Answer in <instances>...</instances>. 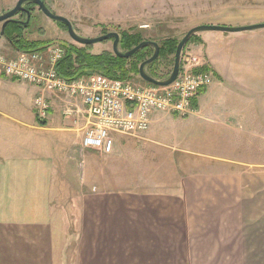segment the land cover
I'll return each instance as SVG.
<instances>
[{
	"label": "crops",
	"instance_id": "0c3cea01",
	"mask_svg": "<svg viewBox=\"0 0 264 264\" xmlns=\"http://www.w3.org/2000/svg\"><path fill=\"white\" fill-rule=\"evenodd\" d=\"M220 67L211 68L213 82L190 118L192 126L203 123V154L213 153L208 146L223 154L226 145L240 157L256 146L264 151L254 108L264 97V69L255 77L241 62ZM36 92L0 72V264H64L70 256L72 264H264V157L222 159L239 171L187 174L178 191L96 185L92 166L69 194L62 177L78 179L76 151L89 125L84 103L46 93L50 113L41 123L25 113ZM69 105L77 108L72 116L64 114Z\"/></svg>",
	"mask_w": 264,
	"mask_h": 264
},
{
	"label": "rangeland",
	"instance_id": "374dc122",
	"mask_svg": "<svg viewBox=\"0 0 264 264\" xmlns=\"http://www.w3.org/2000/svg\"><path fill=\"white\" fill-rule=\"evenodd\" d=\"M259 23H264V0H0V54L12 58L24 52H39L48 61L54 48L61 45L63 57L67 46L83 47L94 55L109 53L118 56L114 49L115 36L101 39L107 34L115 33L119 35L117 51L121 54H127L140 44L148 43L131 57L125 58L134 57L142 49L140 55L147 50L151 51L150 57L138 62L137 70L132 66L137 58L129 60L126 65L127 71H130L127 79L150 83L142 78L141 65L153 57L156 51L159 50L160 55V49L165 41L174 38L178 44L173 55L167 60H161L158 55L144 67L145 75L163 82L168 81L174 73L177 50L189 35L181 47L182 56L192 54L204 57V62L207 63L205 68L207 70L212 68L213 71L215 67L221 71L222 64L229 66L232 61L241 62L243 66L248 65L257 71L255 77H261L258 72L264 69V28L237 32L204 28L195 30L207 26L238 28ZM69 26L80 41L101 40L95 43H82L72 37ZM122 30L137 31L142 34L143 39L134 48L121 49ZM13 37L17 43L22 44L18 43L22 49L14 46ZM7 43L13 46L14 51L6 47ZM210 56L213 60L209 58ZM58 62L54 65L56 70ZM35 65L42 68L39 60ZM4 69L5 67L0 65L3 76L37 89L33 109L29 102V110L27 111L26 107L25 111L33 117L37 114L34 101L40 93L39 87L6 75ZM90 70L91 72L72 78L70 82L98 75L104 76L106 73L100 68ZM59 76L65 78L60 74ZM260 95L262 97H255L254 108L257 115L261 116L259 122L264 124V104L261 102L264 97L263 94ZM45 99L47 100V97ZM200 99L203 100V93H200L197 101ZM156 113L153 114L151 126L147 131L135 134L113 133L103 149H94L93 152L90 151L91 153L84 146L78 148L75 169L78 179L75 180L67 172L66 176L62 177L69 194L75 193L77 187L85 184V178L90 171L88 168L91 169L92 166L93 171L90 175L93 177V184L96 185L108 183L106 187L140 192L157 189L178 191L181 179L187 174L203 173L204 176H218L217 174L229 171H239L231 169L232 164L222 159L242 160L247 157L252 161H262L264 157L262 146H256L257 151L244 154L245 157L233 153L232 145L224 146L223 154L220 155H216L219 152L208 146V150L213 153L203 154V123L199 121L200 118H196L197 121L192 126L190 118L195 115ZM37 120L41 121L39 117ZM191 126L195 130L188 135ZM38 140L36 138V141ZM242 149L248 148L241 147ZM88 157L95 159L89 163ZM102 179L107 181L104 182ZM64 198L67 200L70 196L65 194L62 199ZM66 202L69 201L62 202L64 210L68 209ZM70 257L64 264H72Z\"/></svg>",
	"mask_w": 264,
	"mask_h": 264
},
{
	"label": "built area",
	"instance_id": "2783aa9c",
	"mask_svg": "<svg viewBox=\"0 0 264 264\" xmlns=\"http://www.w3.org/2000/svg\"><path fill=\"white\" fill-rule=\"evenodd\" d=\"M62 57L63 47L58 45L48 61L39 52L31 51L12 58L0 54V65L5 67L6 75L39 87L34 105L41 121L49 116L50 104L45 93L80 98L89 119L82 146L97 150L104 148L113 133L147 131L156 112L193 114V101L199 99L200 90L210 86L214 79L211 68H205L204 57L186 54L180 57L177 77L167 85L111 79L105 75L70 82L60 77L54 68ZM38 60L42 68L35 65ZM74 112L77 108L70 105L64 110L66 116H72Z\"/></svg>",
	"mask_w": 264,
	"mask_h": 264
},
{
	"label": "trees",
	"instance_id": "16d2710c",
	"mask_svg": "<svg viewBox=\"0 0 264 264\" xmlns=\"http://www.w3.org/2000/svg\"><path fill=\"white\" fill-rule=\"evenodd\" d=\"M21 36V35H20ZM14 38V37H13ZM12 38V43L14 44L17 49H22L21 45L19 46L16 39ZM142 34L137 31H128L122 30L120 32V46L121 49L129 50L134 48L142 41ZM177 40L168 39L165 41L164 45L160 49L159 58L161 60H167L170 55H173L177 49ZM24 46V45H23ZM24 50V49H23ZM28 50V49H27ZM34 50V49H29ZM66 52L64 57L58 62L57 70L58 73L68 80L75 78L77 76H82V74L91 72L90 69H97L100 68L104 70L106 73L104 75L117 78V79H127V75L130 71H127L126 65L129 60L137 58L138 60L135 63H132L133 69L137 70V65L139 61H143L146 57L151 56V51H146L145 53L141 54L142 50L137 52L134 57L132 58H125L121 56L111 55L109 53L102 54V55H94L86 49L79 48L76 46H67L65 48ZM90 68V69H89ZM82 69V70H78ZM138 72V71H134ZM120 73V74H119ZM206 88L200 90V93H204ZM194 104L197 103L196 100L193 101ZM41 123H44L43 121Z\"/></svg>",
	"mask_w": 264,
	"mask_h": 264
},
{
	"label": "water",
	"instance_id": "95a60500",
	"mask_svg": "<svg viewBox=\"0 0 264 264\" xmlns=\"http://www.w3.org/2000/svg\"><path fill=\"white\" fill-rule=\"evenodd\" d=\"M23 1V0H22ZM69 25V24H68ZM211 29V30H216V31H229V32H237V31H245V30H253V29H256V28H264V23H259V24H255V25H249V26H242V27H238V28H229V27H222V26H207V27H201V28H197L195 30H198V29ZM194 30V31H195ZM69 32L70 34L72 35L73 38L77 39L76 36L73 34L70 26H69ZM111 36H115V41H114V49H115V52L117 55L121 56V57H131L139 48H141L143 45L145 44H148V43H142L140 44L138 47H136L135 49H133L131 52L127 53V54H121L120 52L117 51V44H118V41H119V35L118 34H107L105 36H103L101 39L103 38H108V37H111ZM189 38V35L184 39V41L182 42V44L179 45V48L177 50V54H176V63H175V67H174V73L172 74V76L169 78L168 81H163V82H160V81H156L150 77H148L147 75L144 74V67L146 64H148L149 62L155 60L158 55H159V50L156 51L155 55L153 57H151L148 61L144 62L141 67H140V72H141V76L144 80H146L147 82H150V83H154V84H157V85H167L169 83H171L178 75V72H179V66H180V57H181V47L182 45L184 44V42L186 41V39ZM101 39H95V40H79L80 42L82 43H95V42H99Z\"/></svg>",
	"mask_w": 264,
	"mask_h": 264
}]
</instances>
